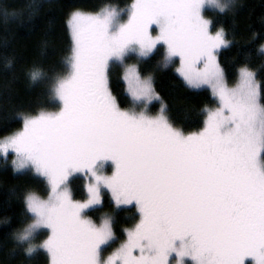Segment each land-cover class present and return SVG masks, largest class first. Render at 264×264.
Instances as JSON below:
<instances>
[{
  "label": "snow or ice",
  "instance_id": "6c2138e0",
  "mask_svg": "<svg viewBox=\"0 0 264 264\" xmlns=\"http://www.w3.org/2000/svg\"><path fill=\"white\" fill-rule=\"evenodd\" d=\"M206 5L224 11L220 0H135L126 23L116 9L99 14L75 12L69 20L73 54L68 73L56 80L58 112L24 118L21 132L0 140V154L15 153L16 170L29 166L46 178V199L25 197L34 220L17 233L37 247L51 264H264V103L256 74L248 67L229 87L215 52L226 46L221 29L209 31ZM155 25L159 34L153 37ZM167 47L166 61L179 57L186 83L207 85L220 101L208 112L205 128L185 135L164 114L122 111L108 91L110 60L128 52L147 56L157 44ZM264 51V48L261 49ZM31 79H40L33 70ZM124 80L133 101L155 96L151 78L128 66ZM115 171L103 174L104 162ZM89 175L86 202L74 201L68 178ZM102 187L116 203L135 201L141 218L128 239L107 260L103 246L113 241L110 218L99 225L84 210L100 203ZM41 228L50 230L39 246L31 241Z\"/></svg>",
  "mask_w": 264,
  "mask_h": 264
},
{
  "label": "trees",
  "instance_id": "16d2710c",
  "mask_svg": "<svg viewBox=\"0 0 264 264\" xmlns=\"http://www.w3.org/2000/svg\"><path fill=\"white\" fill-rule=\"evenodd\" d=\"M134 0H0V140L23 129L24 118L40 112H57L53 87L56 80L69 71L73 54L69 19L75 12L95 14L104 8L127 10ZM211 32L223 30L228 45L218 53L219 64L229 85L234 86L240 69L248 67L257 73L261 103H264V0H237L225 11L214 10L207 15ZM39 70L40 79L33 81L31 72ZM143 78L151 77L160 99L152 111L165 105L169 123L186 133L201 131L207 110L218 108L208 89H194L177 73L175 66H164L163 48L141 60ZM121 67L110 69V89L122 109L131 108L133 100L127 93ZM156 113V112H154ZM12 156L0 155V264H51L46 251L37 247L26 253L27 242H18L16 235L34 220L27 210L25 197L35 193L46 197L48 183L33 171L17 173L11 166ZM72 187L83 190V178H75ZM84 200L82 195H76ZM113 219L114 245L125 241L126 231L140 219L136 207L117 210L105 195L101 207L86 215ZM45 233L33 235L32 243L41 245Z\"/></svg>",
  "mask_w": 264,
  "mask_h": 264
},
{
  "label": "rangeland",
  "instance_id": "374dc122",
  "mask_svg": "<svg viewBox=\"0 0 264 264\" xmlns=\"http://www.w3.org/2000/svg\"><path fill=\"white\" fill-rule=\"evenodd\" d=\"M220 2L223 3V4H225V5H227V7L225 8V10H227V9H230V8H232L233 6H235V4L237 3V0H220ZM134 3H135V0H134L133 4H134ZM133 4H132V5H133ZM132 5H131L127 10H121V9H119V8H117V7H110V9H116L117 12L119 13V19H120V22H121V23H126V22L128 21V18H129V15H130L131 9H132ZM104 9H105V8H104ZM102 10H103V9H102ZM102 10H101V11H102ZM214 10H218V11H220L219 9L215 8L214 6L206 5L205 8H204L203 11H202L203 18H204L205 20L209 21V19H207V15L209 14V12L214 11ZM225 10H224V11H225ZM101 11H100V12H101ZM100 12L95 13V14H91V15H96V14H99ZM82 13H84V12H82ZM85 14H90V13H85ZM71 17H72V16H71ZM71 17H70V19H71ZM70 19H69V20H70ZM209 22H210V21H209ZM68 25H69V23H68ZM69 30H70L71 38H72V32H71L70 27H69ZM209 31H210V33H211L212 35H215V33H216V32H215V33H212V32H211V24H210V23H209ZM219 31H220V30H219ZM150 34H151L153 37L157 36V35L159 34V29H158L155 25H153L152 28L150 29ZM224 36H225V34H224ZM225 40H226V42H227L226 37H225ZM72 43H73V38H72ZM227 45H228V42H227L226 46H221L220 48L216 49L215 56H216V62H217L218 64H219L218 53H219L222 49H224L225 47H227ZM160 48H163V54H164V66H175L177 73L183 78V76L178 72V69L181 68V61H180V58H179V57H174L172 60H170V61H166V60H165V57H166V55H167V47H166V45H164L163 43H159V44L156 45V47H155V48H154V49H153V50H152L147 56H141V55L139 54L138 51H135V52H128V53L125 55V57H124V59H123L122 61H118V60H110V61H109V66H108V70H107V87H108V91L111 93V95L114 97V95H113V93H112V91H111V89H110V69H111V68H117L118 66L122 68V72H123L122 77H123V81H124L125 84H126V81L124 80V75H125V70H126V68H127L128 66H135L136 69H137V71H138L139 74H140V71H139V64H140V61H141V60H144V59H147V58H149V57H151V56H152L153 54H155ZM263 48H264V47H263ZM219 66H220V64H219ZM220 68H221V66H220ZM221 69H222V68H221ZM222 70H223V69H222ZM252 71H253V70H252ZM253 72L256 74V81H257V83L260 85V83H259V81H258V79H257V73H256L255 71H253ZM140 75H141V74H140ZM141 77H142V76H141ZM224 77H225V80H226V82H227V84H228L229 87H235L236 84L239 82V77H238V81H237V83H236L234 86H231V85H229V83H228V81H227V78H226V76H225V73H224ZM142 78H143V77H142ZM148 78H149V77H148ZM150 78H151V77H150ZM183 79H184V78H183ZM152 80H153V79H151V81H152ZM185 82H186V81H185ZM152 87H153V90H154L155 96H156L157 98L152 99L151 101H148V102H136V101H133V102H134V105H133L131 108H128V109H122V108H120L119 105H118V103H117V101H116V99H115L117 106H118L122 111H133V110H134V111H137V112L144 111V112H146V114H147L148 116H150V117H156V116H158V115L160 114V112H161V109L163 108V109H164V114H165V105H163V104H162V105L160 104L159 110H157V111H152V107H153L154 105H156V104H159V102H160V99H159V97L157 96V94H156V92H155L153 82H152ZM190 87H191V86H190ZM126 88H127V84H126ZM192 88H193V87H192ZM194 89H208V90L213 94L211 88H210L209 86H207V85H203V86H201V87H199V88H194ZM127 93H128V91H127ZM128 95H129V93H128ZM129 96H130V95H129ZM213 96H214V98L217 100V102H218V107H219V106H220V101L218 100V98H217L214 94H213ZM54 97H55V96H54ZM114 98H115V97H114ZM130 98H131V96H130ZM131 99H132V98H131ZM55 100L60 104V106H62V105H61V102H60L56 97H55ZM132 100H133V99H132ZM260 100H261V90H260ZM211 110H215V109L207 110V111H206L207 115H208V112L211 111ZM57 112H58V111H57ZM154 112H156V113H154ZM206 120H207V117H206ZM204 128H205V126H204ZM204 128H203L201 131H203ZM22 130H23V129H22ZM22 130H21V131H22ZM178 130H179V129H178ZM21 131H19V132H21ZM180 131H181V130H180ZM201 131H199V132H201ZM181 132L184 133L183 131H181ZM199 132H196V133H199ZM184 134H185V133H184ZM190 134H195V133H190ZM190 134H189V133H186L185 135H190ZM0 155H1V157L5 158V159H7V158H9V157L12 156V159H11V166H12V168H13L17 173H22V172H25V171H33L34 173H36L35 170H34V168H32L31 166H29V167H27V168H25V169H22V170L17 171V170H16V167H15V165H14V163H13V161H15V160L17 159L15 153H13V152H9V153L7 154V156H4V155H2V154H0ZM114 171H115V166H114L113 162H111V161L104 162V167H103V174H104V175L111 176V175L113 174ZM36 174H37V173H36ZM37 175H39V174H37ZM39 176H41V178L44 179V180L48 183V181L46 180L45 177H43L42 175H39ZM75 178H83V180H84V183H83V185H82V186H83V190L81 189V190H78V191L76 192V189H74V187H72V185H71L70 182H71L73 179H75ZM89 183H90V177H89V175L85 174L84 171H81V172H75V173H73V174L68 178V181H67L68 189H69V191H70V193H71V197H72V199H73L74 201H78V202L83 203V202H86V201L88 200L89 193H88V191H87V186H88ZM48 186H49V184H48ZM79 194H80V195L83 194V196L85 197V199H84V200H78V199H76V198H75L76 195H79ZM105 195H108V196H109L110 202L115 206V208H116L117 210L122 209V208H128V207H133V206H135V207H136V210H137V213L139 214V216H140V218H141V214H140L139 208H138V206L136 205L135 201H133L131 204H119V205H118V204L116 203V200H115V198H114V196H113L111 190L108 189V188H106V187H102V188H101V191H100V203L97 204V205H93V206H91V207L85 209V210H84V213H83V215H84L87 219H90L93 223L99 225L100 223H102V220H103L104 218L107 217V218H110V220H111V226H112V224H113V219H112L109 215H107V214H105V215H99V218L96 217V219H98V220H95L94 218L88 217V216L86 215L88 212H90V211H92V210H94V209L99 208V207L102 206V204H103V198L105 197ZM47 196H48V195H47ZM47 196L44 197V198H43V197H41V198L46 199ZM30 214H31V213H30ZM31 215H32V214H31ZM32 217L34 218L33 215H32ZM139 221H140V219H139ZM138 223H139V222H138ZM134 227H135V226H134ZM134 227H132V228H130V229H133ZM130 229H128V230H130ZM128 230L126 231V238H125V241L122 242V243H120V244H118V245H115V246H113V245L115 244L114 241H116V240H115V236H114V234H113V237H114L113 241H111L109 245H107V246H103V250H102V252H101V259H102V260H107V258H108L109 256H111L112 253H113L116 249H118L122 244H124V243L127 241V239H128V235H127ZM112 232H113V231H112ZM37 233H45L46 236H47L45 240H47L48 237H49V235L51 234V233H50V230L47 229V228H41V229H38L34 234L36 235ZM45 240H44V241H45ZM41 249H42V248H41ZM42 250H44V249H42ZM44 251H45V250H44ZM46 252H47V251H46ZM47 254L49 255L48 252H47ZM49 256H50V255H49ZM171 264H177V260H176V258H172V259H171ZM187 264H193V262H192L191 260H188V261H187ZM245 264H255V262H254L253 260H251V259L246 258V259H245Z\"/></svg>",
  "mask_w": 264,
  "mask_h": 264
}]
</instances>
